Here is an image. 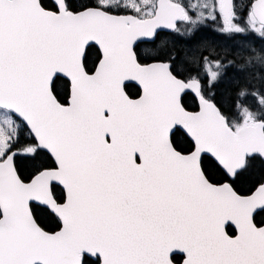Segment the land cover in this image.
<instances>
[{
    "label": "snow or ice",
    "instance_id": "snow-or-ice-1",
    "mask_svg": "<svg viewBox=\"0 0 264 264\" xmlns=\"http://www.w3.org/2000/svg\"><path fill=\"white\" fill-rule=\"evenodd\" d=\"M0 264H264V0H0Z\"/></svg>",
    "mask_w": 264,
    "mask_h": 264
},
{
    "label": "flooded vegetation",
    "instance_id": "flooded-vegetation-1",
    "mask_svg": "<svg viewBox=\"0 0 264 264\" xmlns=\"http://www.w3.org/2000/svg\"><path fill=\"white\" fill-rule=\"evenodd\" d=\"M206 33H210V34L212 35L213 38H216V39L221 40V41L223 42V44H225V43H230V42H226V41L224 40L223 37H218V36H216L215 33H213V32H212L210 29H208V28H202V29H200V30L196 33L195 36L191 37V38L188 39V40H182V39L177 38V37H171V38H168V39H170V40L172 41V46L175 47V48H181V45H182V44H185V43H187V42L195 43V42L199 41V39H201V41H202V40H211V41L214 43V40H213L212 38H210V37H208V36H205ZM223 44H222V45H223ZM177 55H178V54H177Z\"/></svg>",
    "mask_w": 264,
    "mask_h": 264
},
{
    "label": "rangeland",
    "instance_id": "rangeland-1",
    "mask_svg": "<svg viewBox=\"0 0 264 264\" xmlns=\"http://www.w3.org/2000/svg\"><path fill=\"white\" fill-rule=\"evenodd\" d=\"M205 36H208V37L212 38L214 40V43H216L219 46H222L223 42L221 40H219V39L213 38L210 33H206ZM199 41H201V39H199ZM187 44H192V43L191 42H187ZM181 50H182L181 48H176V51H177L178 56H179Z\"/></svg>",
    "mask_w": 264,
    "mask_h": 264
}]
</instances>
